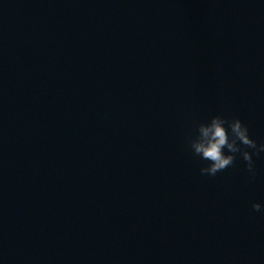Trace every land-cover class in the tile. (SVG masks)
<instances>
[{
  "label": "water",
  "instance_id": "1",
  "mask_svg": "<svg viewBox=\"0 0 264 264\" xmlns=\"http://www.w3.org/2000/svg\"><path fill=\"white\" fill-rule=\"evenodd\" d=\"M216 114L264 143V0H0V264H264Z\"/></svg>",
  "mask_w": 264,
  "mask_h": 264
},
{
  "label": "clouds",
  "instance_id": "2",
  "mask_svg": "<svg viewBox=\"0 0 264 264\" xmlns=\"http://www.w3.org/2000/svg\"><path fill=\"white\" fill-rule=\"evenodd\" d=\"M186 142L193 155L208 162L200 168L201 175L215 176L231 167L239 154L246 162L250 180H255L253 153L259 156L264 152V143L258 144L252 138L248 125L240 118L229 119L225 115L216 114L209 120L200 122L196 126L195 135L189 134ZM252 209L254 212L264 211V205L255 202Z\"/></svg>",
  "mask_w": 264,
  "mask_h": 264
}]
</instances>
